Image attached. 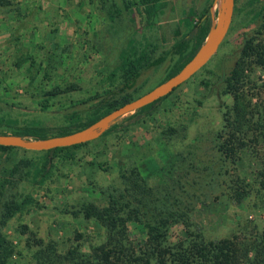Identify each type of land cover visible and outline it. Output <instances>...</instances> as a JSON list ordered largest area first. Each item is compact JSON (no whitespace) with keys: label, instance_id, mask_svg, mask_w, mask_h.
Returning <instances> with one entry per match:
<instances>
[{"label":"rangeland","instance_id":"obj_1","mask_svg":"<svg viewBox=\"0 0 264 264\" xmlns=\"http://www.w3.org/2000/svg\"><path fill=\"white\" fill-rule=\"evenodd\" d=\"M134 1L0 0V129L87 120L101 111L92 106L100 97L89 98L120 84L127 59L136 64L133 69L142 67L131 94L144 93L166 78L176 59L170 48L178 37L207 6L216 19L222 3L166 0L155 22L145 24L137 18ZM263 6L264 0H235L228 31L204 65L151 113H140L136 122L130 124L123 118L129 113L124 114L109 133L59 150L45 177L36 174L44 149H0V180L5 181L1 202L29 194L26 205L1 227L16 247L10 263L33 264L27 241L36 237L58 251L78 245L91 252L92 245L105 239L107 228L100 218L86 217L81 205H107V193L122 186L121 171L132 167L158 189L180 178L187 192L197 193L191 198L189 219L205 238L231 234L246 217L264 218L259 204H252L253 194L242 201L231 195L237 172L250 179L255 175L257 154L245 148L235 168L216 146V133L234 95L224 89L223 78L240 57L246 37L264 40ZM164 52L168 54L161 64L144 66ZM239 66L237 93L244 95L241 121L249 142L256 137L253 129L264 111V64L251 55ZM170 126L176 128L172 134ZM257 137L260 143L264 134ZM21 159L30 163L20 165L23 175L13 172ZM118 224L117 235L135 249L144 246L147 231L141 223ZM186 235L184 224L174 223L169 241Z\"/></svg>","mask_w":264,"mask_h":264},{"label":"trees","instance_id":"obj_2","mask_svg":"<svg viewBox=\"0 0 264 264\" xmlns=\"http://www.w3.org/2000/svg\"><path fill=\"white\" fill-rule=\"evenodd\" d=\"M166 4V0H135L133 8L140 22L153 24L157 12ZM260 9L263 18L260 28L262 29L264 6ZM214 20L215 17L207 6L193 25L173 43L170 52L176 54V59L167 70L166 78L176 73L194 55L208 35ZM167 54L168 52H164L149 59L144 66L161 64ZM251 55H254L260 64H264V40L255 41L253 36L246 37L240 57L223 78L224 89L234 95L231 109H226L224 112L223 125L216 133V146L224 159L231 162L235 168L245 148L257 154L258 165L254 169L255 175L250 179L237 172L233 179L231 195L235 200L242 201L246 196L253 194L252 204H259L264 212V138L259 143L260 139L257 137L264 134V111L253 129L255 139L248 142L241 121L246 108L244 95L237 93L242 70L239 63ZM126 61L120 84L106 89L104 95H93L89 98L100 97L92 106L101 111L87 120L58 126L25 124L10 131L0 129V132L44 138L69 133L89 125L113 108L139 96L132 95L131 91L142 67L133 69L136 66L134 61L132 59ZM170 92L135 109L123 118L130 124L136 122L143 116L139 117L140 113H151ZM118 122L112 123L100 136L118 127ZM169 130V134H172L176 128L170 126ZM89 141L40 150L46 155L41 160L36 174L45 177L49 173L52 160L59 155V150L84 145ZM13 147L18 146L0 144V149L4 151ZM257 149L260 151L256 152ZM68 156L71 157L72 154ZM28 163L29 159L19 160L14 165L13 172L18 171L23 175V168L20 165L27 166ZM124 170L120 173L122 186H114L107 193V205L100 207L91 201L83 202L81 205L86 217L96 216L101 219L102 224L107 228L105 239L101 243L92 245L91 252H85L79 249L78 245L69 247L66 251H58L51 244L43 243L41 237H36L32 242L27 241L34 260L33 264H264V218L246 217V221L240 223L231 234L219 238H205L200 231L191 226L189 219L191 203H193L191 198L198 194L187 192L184 181L178 178L173 184L168 185L169 187L163 186L162 189H158L152 186L136 167L128 171ZM4 184L5 181L0 180V264H12L10 259L16 247L1 227L5 225L7 219L26 205L29 194L21 199L12 196L1 202ZM121 220L138 221L145 227L147 239L143 247L135 249L131 243L115 233V228L119 226L118 222ZM180 222L186 227L187 235L174 242L169 241L170 227Z\"/></svg>","mask_w":264,"mask_h":264},{"label":"water","instance_id":"obj_3","mask_svg":"<svg viewBox=\"0 0 264 264\" xmlns=\"http://www.w3.org/2000/svg\"><path fill=\"white\" fill-rule=\"evenodd\" d=\"M235 0H222L217 18L214 20L208 35L194 55L174 74L157 83L139 96L113 108L89 125L65 134H55L44 138H32L11 132H0V144L20 146L28 149H49L55 146H66L91 140L100 136L120 116L156 100L204 65L216 51L228 31L233 16Z\"/></svg>","mask_w":264,"mask_h":264}]
</instances>
